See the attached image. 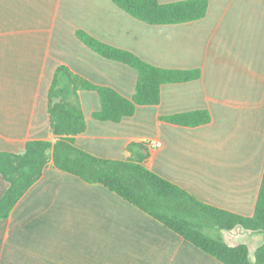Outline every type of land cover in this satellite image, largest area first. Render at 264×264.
Masks as SVG:
<instances>
[{
  "label": "crops",
  "instance_id": "crops-1",
  "mask_svg": "<svg viewBox=\"0 0 264 264\" xmlns=\"http://www.w3.org/2000/svg\"><path fill=\"white\" fill-rule=\"evenodd\" d=\"M207 2L200 20L151 26L111 0H0V152L55 141L47 94L59 66L131 98L136 71L91 51L76 37L81 31L158 68L199 70L200 78L163 85L158 105L138 106L120 123L93 119L98 95L81 91L86 129L76 145L126 160L128 144L160 141L141 151L149 170L205 204L251 217L264 168V0ZM198 111L210 122L166 120ZM7 188L0 175V198ZM237 234L264 241L241 229L222 232L230 246ZM0 264L221 263L106 188L49 164L0 220Z\"/></svg>",
  "mask_w": 264,
  "mask_h": 264
},
{
  "label": "trees",
  "instance_id": "trees-1",
  "mask_svg": "<svg viewBox=\"0 0 264 264\" xmlns=\"http://www.w3.org/2000/svg\"><path fill=\"white\" fill-rule=\"evenodd\" d=\"M111 2L132 18L151 26L197 21L205 17L208 8L207 0L169 4H160L158 0ZM75 35L102 58L136 71L133 94L126 98L111 88L90 83L65 66L57 67L47 94L48 120L55 141L27 142L21 154L0 152V175L8 184L0 198V220L9 217L20 198L51 164L84 183L106 188L221 264H264V241L255 249L252 262L246 245L230 246L222 236L223 231L235 229L264 235V168L254 213L245 217L205 204L149 170L145 165L146 154L141 152L148 142L128 144L130 156L126 160L96 157L75 143V138L86 129L79 99L81 91L98 95L100 109L92 114L93 119L120 123L124 118L132 117L138 106L158 105L163 85L197 80L200 71L158 68L84 32L77 31ZM166 120L178 126L196 127L209 123L210 116L206 111H198L177 114Z\"/></svg>",
  "mask_w": 264,
  "mask_h": 264
},
{
  "label": "rangeland",
  "instance_id": "rangeland-1",
  "mask_svg": "<svg viewBox=\"0 0 264 264\" xmlns=\"http://www.w3.org/2000/svg\"><path fill=\"white\" fill-rule=\"evenodd\" d=\"M233 237H234V240L236 241L235 243L237 244L247 243L248 250H249V257H250V260L253 262L254 261V251L260 245L261 242H258L259 240L257 238L254 239L253 242H250L247 237H245V240L238 239L240 237L239 234L234 235Z\"/></svg>",
  "mask_w": 264,
  "mask_h": 264
},
{
  "label": "built area",
  "instance_id": "built-area-1",
  "mask_svg": "<svg viewBox=\"0 0 264 264\" xmlns=\"http://www.w3.org/2000/svg\"><path fill=\"white\" fill-rule=\"evenodd\" d=\"M148 144L150 146H154V147H160L161 146V142L160 141H149Z\"/></svg>",
  "mask_w": 264,
  "mask_h": 264
}]
</instances>
